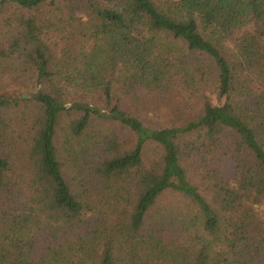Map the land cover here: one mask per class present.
Returning <instances> with one entry per match:
<instances>
[{
    "label": "trees",
    "instance_id": "obj_1",
    "mask_svg": "<svg viewBox=\"0 0 264 264\" xmlns=\"http://www.w3.org/2000/svg\"><path fill=\"white\" fill-rule=\"evenodd\" d=\"M263 209L264 0H0V264H264Z\"/></svg>",
    "mask_w": 264,
    "mask_h": 264
},
{
    "label": "rangeland",
    "instance_id": "obj_2",
    "mask_svg": "<svg viewBox=\"0 0 264 264\" xmlns=\"http://www.w3.org/2000/svg\"><path fill=\"white\" fill-rule=\"evenodd\" d=\"M3 86L2 87H4V88H9V87H11L9 84H8V82H7V80H4L3 79ZM28 94V93H27ZM121 94V93H120ZM124 94V93H123ZM15 95H17V96H19V94L18 93H15ZM150 149H148V153L150 154V155H154L155 153H154V149L150 146L149 147ZM171 200H173V201H176L175 199H174V196H170V198H169V201H171ZM259 215H260V217L264 220V209L263 210H261L260 212H259ZM182 237V229H181V227H180V225H177V228L176 229H174L173 231H172V234H171V238L172 239H174V240H177V241H180V238Z\"/></svg>",
    "mask_w": 264,
    "mask_h": 264
},
{
    "label": "water",
    "instance_id": "obj_3",
    "mask_svg": "<svg viewBox=\"0 0 264 264\" xmlns=\"http://www.w3.org/2000/svg\"><path fill=\"white\" fill-rule=\"evenodd\" d=\"M23 97H28V94H27V93H24V94H23Z\"/></svg>",
    "mask_w": 264,
    "mask_h": 264
}]
</instances>
